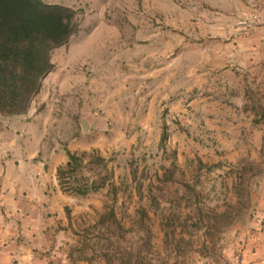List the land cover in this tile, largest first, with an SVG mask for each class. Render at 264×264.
Listing matches in <instances>:
<instances>
[{"label": "crops", "instance_id": "1", "mask_svg": "<svg viewBox=\"0 0 264 264\" xmlns=\"http://www.w3.org/2000/svg\"><path fill=\"white\" fill-rule=\"evenodd\" d=\"M181 13L202 20L181 29V48L174 55L150 53L146 62L147 57L140 58L132 65L133 79L122 88L142 90L149 105L163 106V118L155 122L149 117L140 123L142 128L154 132L159 143L165 123L171 146L179 148L176 156L194 163L196 189L207 184L218 207H235L242 200L239 183L245 170L250 165L264 168V0H212ZM245 16L256 20L244 30L239 20ZM190 36L194 42L185 40ZM82 45L80 56L64 46L62 56L51 61L53 69L42 82L33 110L9 119L0 116V264H96L78 259L83 237L74 232L73 215L84 209L80 198L62 190L57 171L68 161L65 149L82 155L100 146L87 143L92 132L85 116H70L78 120L76 139L61 144L48 137L63 113L59 100L49 97L50 90L57 86L60 94L78 89L89 95L86 89L97 75L96 47ZM103 56L107 59L108 52ZM115 62L127 69L124 57ZM104 63L97 78L108 73L110 62ZM188 144L197 146L189 150L184 147ZM247 175L242 178L254 181L256 193L247 217L257 218L259 232L252 249L236 264H264V171Z\"/></svg>", "mask_w": 264, "mask_h": 264}, {"label": "rangeland", "instance_id": "2", "mask_svg": "<svg viewBox=\"0 0 264 264\" xmlns=\"http://www.w3.org/2000/svg\"><path fill=\"white\" fill-rule=\"evenodd\" d=\"M55 1L73 11L75 31L66 44L51 51L50 60H58L64 46L65 51L73 47L75 55L80 56L84 51L82 44L88 42L96 47L93 68L97 75L107 65L104 62H110L108 73L101 76L103 78L96 75L91 80L86 89L89 95H84L85 90L80 93L78 89L73 93L60 94L58 87L54 86L49 96L59 100L63 113L54 117L57 125L48 137L61 144L76 139L79 135L78 120L70 116H85L89 118L92 132L87 143L98 144L100 148L79 154L86 159L99 155L107 160L110 178L109 185L103 190L85 197L66 192L80 198L79 207L84 209L73 218L74 232L81 233L83 245L86 244L85 256L95 260L96 264H106L102 257L93 256L99 231L92 227L101 214L111 212L123 229H137L135 222L139 218L143 221L150 241L141 250L139 264L239 263L245 257V250L252 249L255 233L259 232L255 229L257 218L251 221L252 213H249L250 221L247 217L256 196L254 181L241 177V203L235 207H225L224 204L218 207L212 192L206 191L207 184L200 191L196 189L194 163L185 156H176L179 148L171 146V132L163 143H157L155 133H148L140 125L149 117L155 122L163 118L165 112H159L163 106L149 105V97L144 96L142 90L134 93L128 85L126 90L122 88L125 81L133 79L135 71L132 65L140 58L147 57L146 62L152 58L147 56L150 53L168 55L173 51L174 55L180 50L181 29L186 24L202 20L196 15L182 14L181 10L204 7L212 0ZM252 19L251 16L241 18L239 26L245 30ZM185 40L194 42L195 38L190 36ZM105 51L108 52L107 59L103 56ZM120 57L125 59V70L121 68L122 62H115ZM35 99L36 96L31 101L30 110L36 105ZM256 99L260 102L261 98ZM260 114L264 116V111ZM167 120L172 126L173 119L169 117ZM187 146L189 150H195L197 145H184ZM263 171V167L250 165L243 175ZM207 174L204 177H208ZM201 181L206 182L207 178ZM112 240L114 242L115 238ZM101 243L104 251L114 252L115 249L107 243Z\"/></svg>", "mask_w": 264, "mask_h": 264}, {"label": "trees", "instance_id": "3", "mask_svg": "<svg viewBox=\"0 0 264 264\" xmlns=\"http://www.w3.org/2000/svg\"><path fill=\"white\" fill-rule=\"evenodd\" d=\"M73 15L69 8L47 5L41 0H0L2 118L9 119L28 112L31 101L40 91L42 79L53 69L51 51L66 44L75 31ZM166 137L164 123L160 143ZM65 153L68 161L64 168L57 171L64 192L85 197L109 185L107 160L102 156L94 155L86 159L67 149ZM242 192L240 190L239 194L242 195ZM135 224H138L137 229H123L113 213L101 214L92 227L99 231L93 256L102 257L106 264H139L141 250L148 246L150 237L140 218ZM102 241L115 249L114 252L104 251ZM86 249L84 244L79 260H90L84 255Z\"/></svg>", "mask_w": 264, "mask_h": 264}, {"label": "built area", "instance_id": "4", "mask_svg": "<svg viewBox=\"0 0 264 264\" xmlns=\"http://www.w3.org/2000/svg\"><path fill=\"white\" fill-rule=\"evenodd\" d=\"M255 20H256V17H255V18L253 17V19H252V21H251V22H255ZM250 24H251V23L247 24V26H246V27H249V26H250Z\"/></svg>", "mask_w": 264, "mask_h": 264}]
</instances>
